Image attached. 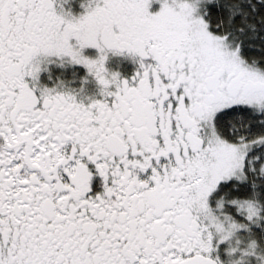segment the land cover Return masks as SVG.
Segmentation results:
<instances>
[{
    "label": "snow or ice",
    "instance_id": "6c2138e0",
    "mask_svg": "<svg viewBox=\"0 0 264 264\" xmlns=\"http://www.w3.org/2000/svg\"><path fill=\"white\" fill-rule=\"evenodd\" d=\"M82 5L0 0V264H264V0Z\"/></svg>",
    "mask_w": 264,
    "mask_h": 264
},
{
    "label": "flooded vegetation",
    "instance_id": "af4514ba",
    "mask_svg": "<svg viewBox=\"0 0 264 264\" xmlns=\"http://www.w3.org/2000/svg\"><path fill=\"white\" fill-rule=\"evenodd\" d=\"M155 5H159L158 0H155ZM60 7L61 5H57L58 11ZM62 7L71 8L74 15L85 11L82 0H62ZM153 10L157 9L153 8ZM83 51L85 55L93 58L99 55V49L95 46H87ZM105 66L110 73H118L121 79H131L139 69L138 59L126 51H108ZM39 82L49 87L74 90L77 98L83 99L85 103H88L91 97L99 98L102 95L100 93L102 86L95 76L88 72L87 67L72 63L69 58L50 57L46 64H42Z\"/></svg>",
    "mask_w": 264,
    "mask_h": 264
},
{
    "label": "rangeland",
    "instance_id": "374dc122",
    "mask_svg": "<svg viewBox=\"0 0 264 264\" xmlns=\"http://www.w3.org/2000/svg\"><path fill=\"white\" fill-rule=\"evenodd\" d=\"M158 2H159V0H158ZM158 7H159V5H158V6H156L155 8H156V9H158Z\"/></svg>",
    "mask_w": 264,
    "mask_h": 264
}]
</instances>
